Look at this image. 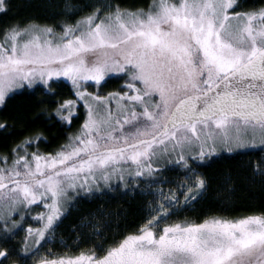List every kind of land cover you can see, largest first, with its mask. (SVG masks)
Wrapping results in <instances>:
<instances>
[{
    "label": "snow or ice",
    "instance_id": "1",
    "mask_svg": "<svg viewBox=\"0 0 264 264\" xmlns=\"http://www.w3.org/2000/svg\"><path fill=\"white\" fill-rule=\"evenodd\" d=\"M13 7L0 0V16ZM44 7L42 21L0 26V108L21 90L55 100L67 82L71 98L36 106L48 123L80 126L56 151L41 152L45 137L0 121V133L23 136L0 152V264H14L6 242L32 212L44 224L26 229L23 251L38 264H264V210L234 219L185 215L207 191L197 171L206 157L264 146V0H46ZM117 77L119 91H98ZM169 164L184 168L190 183L165 193ZM144 185L156 198L132 231L111 241L96 233L102 242L78 254L41 255L40 242L72 198Z\"/></svg>",
    "mask_w": 264,
    "mask_h": 264
},
{
    "label": "trees",
    "instance_id": "2",
    "mask_svg": "<svg viewBox=\"0 0 264 264\" xmlns=\"http://www.w3.org/2000/svg\"><path fill=\"white\" fill-rule=\"evenodd\" d=\"M249 5L259 0H247ZM14 7L8 16H0V26L14 20H41L48 13L45 10L46 0H12ZM46 22V21H44ZM111 82L98 91L104 95L117 92L122 87L119 78H110ZM89 91H92L90 88ZM59 95L52 100L42 92L20 91L6 101V109L0 108V121L15 124L16 133H39L47 139V145H41V152H54L64 144L66 138L73 135L79 124L69 130L63 124L46 122L47 116L36 105L39 100L51 103L71 98V86L65 82L57 89ZM50 105H45L49 107ZM83 113V109H80ZM18 121V122H17ZM55 124V126H53ZM23 136L0 133V152L6 151ZM264 151L253 150L234 154H221L211 159L205 158L197 169L207 181V191L196 204L195 210L186 213L189 218L199 220L201 213L211 212L228 218H241L246 215L260 214L264 210ZM185 169L179 165L169 164L165 168L164 184L161 190L176 189L185 178ZM155 189L144 185L139 188H120L119 191L106 190L97 196L75 197L51 232L52 240L40 243V252L48 257L49 252L72 255L77 249L94 247L102 241L96 233H102L104 240L111 241L124 232L132 231L131 225L139 223L149 211V206L156 198L150 194ZM27 221L21 222L14 239L6 242V247L15 254L14 264H35L38 258L25 253L23 245L27 237ZM50 236V235H49ZM94 239V243H93ZM31 245V244H29ZM78 254V253H77ZM38 262V261H37Z\"/></svg>",
    "mask_w": 264,
    "mask_h": 264
},
{
    "label": "rangeland",
    "instance_id": "3",
    "mask_svg": "<svg viewBox=\"0 0 264 264\" xmlns=\"http://www.w3.org/2000/svg\"><path fill=\"white\" fill-rule=\"evenodd\" d=\"M21 91H23V90H21ZM20 92V91H19ZM94 103V102H93ZM112 106H113V110H115V105H116V101L115 100H113L112 102ZM83 109V111H85L86 109H84V108H82ZM261 147H264V146H261V145H259V144H257V145H255V146H248V147H240V148H233L230 152L229 151H218L216 154H214V155H212V156H209V157H206V158H209V159H211L212 157H216V156H219V155H221V154H234V153H238V152H244V151H253V150H260L261 149ZM115 183V182H114ZM186 183H190V181H183L180 185H184V184H186ZM108 191V190H112V189H109V188H105L103 191H101L102 192V194H103V192H105V191ZM112 191H114V190H112ZM163 191V190H162ZM173 191H176V189L175 190H173ZM100 192V193H101ZM165 193H167L168 191H164ZM177 195H179V191H177V193H176ZM75 198V197H74ZM74 198H72L70 201H68V203H67V205L63 208V210H62V215L60 216V218L58 219V220H56V221H54V223H53V228L56 226V224L58 223V221L61 219V217L64 215V213L66 212V208H67V206L73 201V199ZM33 207H40L39 205H35V206H33ZM41 211L42 212H46L47 211V209H41ZM36 213L35 212H32V213H30L29 215H26L25 216V219H24V221H27V223L29 224V226L30 227H32V228H36V227H43V224H44V221H38L36 218ZM28 228V227H27ZM52 230L53 229H50L47 233H45V240H48V241H50V240H52V237H51V232H52ZM26 234H27V232H26ZM50 235V236H49ZM27 236H28V234H27ZM42 242H44V241H41L40 243H42ZM27 243L28 244H32V238L31 237H29L28 239H27ZM42 256L44 255V254H41ZM38 261V260H37ZM35 262V264H38V262Z\"/></svg>",
    "mask_w": 264,
    "mask_h": 264
}]
</instances>
